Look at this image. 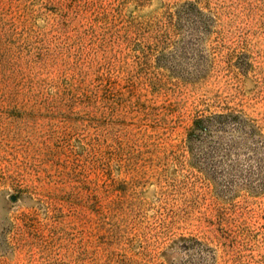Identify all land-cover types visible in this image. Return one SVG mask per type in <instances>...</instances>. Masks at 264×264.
Returning a JSON list of instances; mask_svg holds the SVG:
<instances>
[{
    "label": "rangeland",
    "instance_id": "rangeland-1",
    "mask_svg": "<svg viewBox=\"0 0 264 264\" xmlns=\"http://www.w3.org/2000/svg\"><path fill=\"white\" fill-rule=\"evenodd\" d=\"M0 264H264V0H0Z\"/></svg>",
    "mask_w": 264,
    "mask_h": 264
}]
</instances>
